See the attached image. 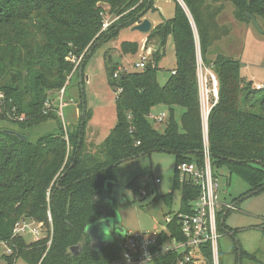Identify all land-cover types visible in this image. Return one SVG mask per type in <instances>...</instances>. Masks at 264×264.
Here are the masks:
<instances>
[{"label":"trees","instance_id":"obj_1","mask_svg":"<svg viewBox=\"0 0 264 264\" xmlns=\"http://www.w3.org/2000/svg\"><path fill=\"white\" fill-rule=\"evenodd\" d=\"M153 2L0 0V93L4 95L0 121L17 128L0 130V242L12 249V255H3L6 264L18 259L26 264H111L119 259L118 243L97 251L84 230L109 217L108 206L99 196L107 183L108 194L112 193L123 161L140 155L164 152L174 156L172 192L162 199L170 208L176 190L180 196L177 212L194 213L190 203L200 191L189 183L181 185L176 167L203 164L197 53L217 83L218 101L214 104L212 99L207 118L213 175L218 178L225 170L229 177L240 178L248 187L240 199L264 191V85L256 90L252 82L245 84L240 62L214 50L216 43L230 36L229 28L218 19L226 5L232 7L233 18L240 24L251 23L247 15L263 23L264 0H181L187 12L172 0V17L147 35L144 50L151 43L157 49L144 70L119 71L117 63L104 53L107 86L115 94L121 90L114 99L116 120L107 137L98 145L87 142L85 128L92 113L83 105L74 133L63 127L53 103L60 91L65 88L64 96L66 86L74 75L79 77L78 69L82 71L94 51L116 40L122 28L134 26L156 10ZM104 21L113 23L101 32ZM170 37L175 65L160 86L158 65ZM137 50L138 43L123 42L119 47L123 55L134 56ZM73 57L81 58L75 69L70 61ZM80 77L83 80V71ZM158 107L167 116L162 132L147 117ZM177 109H182L179 122ZM18 117L23 122L14 121ZM48 121L57 123V133L38 135L37 129ZM5 131L25 137L26 142ZM128 187L139 190L136 181ZM228 214L219 215V232L228 231L234 238L237 230L224 225ZM21 222L41 225L40 240L28 243L27 235L13 233ZM166 228L171 237L183 239L176 217ZM204 252L205 264H211L208 248ZM233 253L236 258L240 254L241 262H259L255 254L240 248ZM174 256L176 253L170 257Z\"/></svg>","mask_w":264,"mask_h":264},{"label":"rangeland","instance_id":"obj_2","mask_svg":"<svg viewBox=\"0 0 264 264\" xmlns=\"http://www.w3.org/2000/svg\"><path fill=\"white\" fill-rule=\"evenodd\" d=\"M156 1L158 2V11L151 10L145 18L152 21V28L171 18L174 11L172 0ZM232 11L233 9L231 10L229 6L218 17L220 23L229 28L230 36L216 44L214 50L238 60L243 67L242 81L245 84L252 82L255 89L256 85H264V22H258L261 30V33H258L251 23L247 25L238 23L233 18ZM130 28H122L116 40H112L94 51L83 66V84L80 82L81 77L74 75L66 86L62 104L59 103L58 99L53 102L61 112L59 119L63 127L71 133H74L79 124L81 106L83 105L86 110L91 111L92 119L85 128L88 143L100 144L107 137L116 120L115 92L107 86L104 55L111 56L113 63H117L118 67L132 72L134 71L133 65L142 54L149 53L152 55L157 49L151 43L144 50L148 33L131 32ZM123 42L138 43L136 55L120 53L119 47ZM163 50L165 57L158 65L159 70L156 76L160 86L165 85L170 76V71L174 69L175 65L171 37ZM208 73L211 72L209 70L203 71V76L206 74L204 78L208 84V89L211 90L213 83ZM209 98L212 96L209 95ZM58 103L62 105L61 108ZM160 109L165 110L163 107L154 108L152 114L158 113ZM181 113L182 109H177L175 112L177 122L180 121ZM166 121L167 118L162 124H156L155 128L162 132ZM56 124L54 121L43 124L37 129L38 135L57 133ZM3 128L17 130L15 126L0 121V130ZM174 163L172 154L155 152L151 155H140L138 158L125 161L120 165L117 171V182L123 187V203L115 206V217L118 219V226L124 232V236L126 233L138 234L163 229L165 218L177 213L180 200L178 191L175 190L172 193V206L170 208L165 205L162 199V196L172 192ZM156 179L160 180L161 183L155 184L154 180ZM218 179L224 201L235 206V210L227 215L224 225L229 229L237 230L234 238L224 233L218 241L221 264H237V258L233 251L239 247L247 251H253L254 248L262 249L259 258L264 261V191L240 199L248 190L247 185L240 178L229 177L228 173L222 170ZM133 181H136L138 191L128 187ZM142 190L145 193L141 196L139 192ZM27 236V241L30 243L32 237L31 235ZM4 252L5 249L0 247V264H6L3 258ZM14 264L26 263L18 259Z\"/></svg>","mask_w":264,"mask_h":264},{"label":"built area","instance_id":"obj_3","mask_svg":"<svg viewBox=\"0 0 264 264\" xmlns=\"http://www.w3.org/2000/svg\"><path fill=\"white\" fill-rule=\"evenodd\" d=\"M178 4L187 12V9L181 0H176ZM113 22L104 21L101 32H104ZM194 31V29H193ZM198 43L196 39V44ZM150 58L149 53L142 54L140 58L133 65L134 71L144 70L146 64ZM75 63L74 69L77 67L81 58L70 60ZM196 77L197 83H199V99L201 103V115L203 116V160L202 166H198L195 163H181L176 167L177 179L181 185L192 184L199 189V197L190 203L193 214L185 215L175 213L172 216H167L164 220L163 229L154 232H141L138 234L126 233L119 243L121 248L119 259L115 260L111 264H205V249L208 248V252L211 259V264H220L219 259V239L222 236V232H219L218 217L220 214L225 215L235 210L233 204H228L224 201L221 195V187L219 179L215 178L210 163V154L207 147V118L208 113L217 103V83L212 73H208L211 76L212 89H208V84L203 76V71H207L202 65L201 55H196ZM122 70L121 67L118 68ZM125 70V69H124ZM175 72H172L174 74ZM263 86L256 85L255 89L260 90ZM63 88L58 96V101L62 104V97L64 94ZM121 90H118L115 94H119ZM209 95L212 98H209ZM4 95L0 93V115L4 112L3 105ZM58 103V105H60ZM49 108V104H46ZM62 105H60V108ZM57 115L60 117L61 112L58 108ZM153 124H162L167 118L166 113H156L147 116ZM23 122V117L15 118L14 121ZM155 184H160V180H154ZM145 188V186H144ZM144 190L139 192V195H143ZM48 222L51 226L52 219L48 214ZM176 217L178 228L180 229L182 240H178L175 236L171 237V233L166 226L173 221ZM40 227L41 225H35L32 222L17 223L13 229L15 234L31 235L32 241L36 242L40 240ZM51 232V231H50ZM173 234V233H172ZM52 236V232H51ZM50 239L46 243L47 250L51 244ZM0 247L5 249V255H12V249H10L4 242H0ZM176 256L171 258V254Z\"/></svg>","mask_w":264,"mask_h":264},{"label":"water","instance_id":"obj_4","mask_svg":"<svg viewBox=\"0 0 264 264\" xmlns=\"http://www.w3.org/2000/svg\"><path fill=\"white\" fill-rule=\"evenodd\" d=\"M249 2V0H248ZM247 18H249L251 20V24L252 26L255 28V30L258 32V33H261V30L259 28V24L257 23L256 19L253 18L252 16L250 15H247L246 16ZM152 29V23L150 21H148L147 19H142L140 20L139 22L135 23L134 26H132L130 28V31L131 32H139V33H142V34H147L151 31ZM89 55V53H88ZM82 74V71H81V68L78 69V75H79V78ZM82 82V79L81 81ZM6 134L10 135V134H13L15 136H17L19 139H21L23 142H26V138L13 132V131H5ZM135 158H131L127 161H130V160H133ZM125 162V161H123ZM123 164V163H122ZM107 185L108 183L105 185L101 195L99 196L100 198V201L102 203H104L105 205L108 206V211L112 214L110 215L109 217H106L102 220H99L95 223H93L92 225H89L85 228V233L86 235H88L90 237V240L93 241L96 237L97 239H101V241H103L104 243L108 240H110V233H109V230H106V234H108L107 236L105 235V232H104V228H110V227H113L116 234H119L122 238L124 237V232L122 230H120V227L118 226V219L115 217L116 214H115V206L117 204H122L123 202V197H122V193H123V187L122 185H120L118 182H115L113 183V189H112V193L111 194H108V189H107ZM249 197V196H247ZM69 201H68V204H67V207H69ZM226 233L228 235H230L227 231ZM91 247H93L92 245H90ZM98 246V245H96ZM99 247V246H98ZM95 248V250L99 251L100 248ZM105 247V246H104ZM73 249H78V248H73ZM73 249H71V251H73ZM80 250V249H78ZM238 263L237 264H241V258H240V254L238 253Z\"/></svg>","mask_w":264,"mask_h":264},{"label":"crops","instance_id":"obj_5","mask_svg":"<svg viewBox=\"0 0 264 264\" xmlns=\"http://www.w3.org/2000/svg\"><path fill=\"white\" fill-rule=\"evenodd\" d=\"M158 2L156 1V0H154V4H155V8H156V10L158 11V4H157ZM230 5H226L225 6V9H224V11L223 12H225L226 11V9L229 7ZM231 7V6H230ZM231 10H232V7H231ZM223 12H222V14H223ZM221 14V15H222ZM220 15V16H221ZM149 21V20H148ZM151 23H152V21H150ZM220 22V21H219ZM221 24V23H220ZM154 25H155V23H154ZM227 39V38H226ZM223 40H225V39H223ZM222 40V41H223ZM221 42V41H220ZM220 42H218V43H220ZM218 43H216V44H218ZM215 44V45H216ZM214 45V46H215ZM160 113L162 112H164L165 113V111H162L161 109H160V111H159ZM110 216V215H109ZM225 222V221H224ZM120 227V226H119ZM109 233H110V240H108V241H106L105 243L103 242V241H101V239H97V237L93 240V241H91L90 240V237L87 235V237H88V240H89V243H90V245H92L93 247V249H95V248H97L98 246V248H100V249H102V248H104V246L106 247V246H109L110 244H113V243H120V241L122 240V237L119 235V234H116V232H115V230H114V228L113 227H110L109 229ZM228 232V231H227ZM223 234L225 233V234H227L226 233V231L225 232H222ZM229 233V232H228ZM222 234V235H223ZM230 234V233H229ZM229 236H231V234L229 235ZM28 237V236H27ZM96 245H98V246H96ZM240 248V247H239ZM241 249V248H240ZM243 250V249H242ZM244 252H246L247 254H249V255H256V258L259 260V262L257 261H254V262H252V261H249V260H245L244 262L242 261L241 262V264H262V263H264V261H262V259H260L259 258V253L261 254L262 253V249H260V248H254V250L253 251H247V250H243ZM264 252V251H263ZM264 254V253H263Z\"/></svg>","mask_w":264,"mask_h":264},{"label":"clouds","instance_id":"obj_6","mask_svg":"<svg viewBox=\"0 0 264 264\" xmlns=\"http://www.w3.org/2000/svg\"><path fill=\"white\" fill-rule=\"evenodd\" d=\"M106 230H108V228H104L105 235L107 236L108 234H106Z\"/></svg>","mask_w":264,"mask_h":264},{"label":"flooded vegetation","instance_id":"obj_7","mask_svg":"<svg viewBox=\"0 0 264 264\" xmlns=\"http://www.w3.org/2000/svg\"><path fill=\"white\" fill-rule=\"evenodd\" d=\"M107 214H110V215H112L110 212H109V213H107Z\"/></svg>","mask_w":264,"mask_h":264}]
</instances>
